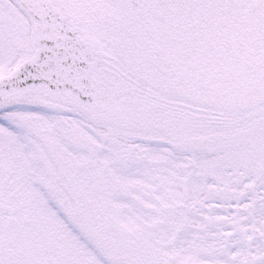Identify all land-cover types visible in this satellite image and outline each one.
<instances>
[{
  "label": "snow or ice",
  "instance_id": "obj_1",
  "mask_svg": "<svg viewBox=\"0 0 264 264\" xmlns=\"http://www.w3.org/2000/svg\"><path fill=\"white\" fill-rule=\"evenodd\" d=\"M0 264H264V0H0Z\"/></svg>",
  "mask_w": 264,
  "mask_h": 264
}]
</instances>
